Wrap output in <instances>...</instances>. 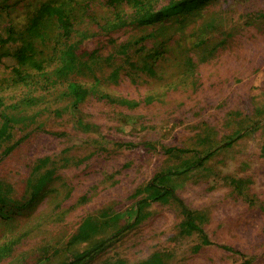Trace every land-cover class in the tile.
Segmentation results:
<instances>
[{
	"label": "rangeland",
	"instance_id": "1",
	"mask_svg": "<svg viewBox=\"0 0 264 264\" xmlns=\"http://www.w3.org/2000/svg\"><path fill=\"white\" fill-rule=\"evenodd\" d=\"M47 1L0 0V39ZM104 2L78 12L95 36L67 80L52 24L36 44L42 70L0 67V264H59L98 243L81 264H264V0H209L108 34ZM68 81L88 90L77 106ZM155 184L210 244L181 232V206L152 199Z\"/></svg>",
	"mask_w": 264,
	"mask_h": 264
},
{
	"label": "trees",
	"instance_id": "2",
	"mask_svg": "<svg viewBox=\"0 0 264 264\" xmlns=\"http://www.w3.org/2000/svg\"><path fill=\"white\" fill-rule=\"evenodd\" d=\"M94 0H53L41 3L32 15L29 17L23 31L17 36L12 31H9L8 37L0 39V67L10 71L17 79L22 78V71L25 68H33L37 71L43 69V62L38 58L37 42H44L48 37L49 24L54 25L59 30L58 38L64 41L63 58L57 70L59 79L67 80L79 65L77 48L81 44L87 45L94 38V33L86 30H78L75 22L78 18L79 11L86 12ZM162 0H105V5L111 10V15L107 21L100 27L101 32L108 34L117 31L126 26L145 27L162 22L171 16L181 13L190 12L203 6L209 0H166V3L161 4ZM78 6V9H77ZM76 40H73V37ZM18 41V45L11 50H3L2 46L9 42ZM58 41V40H56ZM67 88L69 95L72 97V105L77 106L83 102L88 90L82 84L76 81H68ZM6 126L0 128V139L6 135ZM184 152L185 149H179ZM203 159H199L196 163L186 167L179 173H184L194 167L200 166ZM175 172V171H174ZM174 172H165L156 176L146 186H153V182L159 178H165L173 175ZM154 200H167L172 198L179 203L183 213V220L180 223L181 232L183 234H191L197 232L201 235L202 243L210 244L207 236L202 228L198 225L197 216L194 211L190 210L174 193L172 186L154 185ZM0 201L2 199L0 198ZM149 202L148 199L136 201V212L134 213V222L140 217L141 205ZM132 223L126 224L124 229H127ZM83 226L81 230L74 236L73 240H84L88 237L89 229H95V226ZM101 246V243L95 244L90 249L72 255L70 258L60 262L59 264H81L95 250ZM228 251L235 252L232 247L222 246ZM242 264H247L243 262Z\"/></svg>",
	"mask_w": 264,
	"mask_h": 264
},
{
	"label": "bare ground",
	"instance_id": "3",
	"mask_svg": "<svg viewBox=\"0 0 264 264\" xmlns=\"http://www.w3.org/2000/svg\"><path fill=\"white\" fill-rule=\"evenodd\" d=\"M245 149V148H244Z\"/></svg>",
	"mask_w": 264,
	"mask_h": 264
}]
</instances>
